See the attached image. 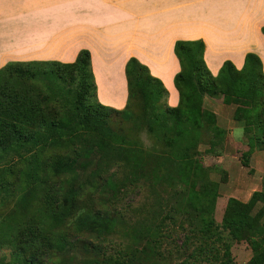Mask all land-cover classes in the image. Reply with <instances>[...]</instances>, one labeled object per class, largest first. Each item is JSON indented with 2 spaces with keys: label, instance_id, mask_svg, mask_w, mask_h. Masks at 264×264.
I'll return each mask as SVG.
<instances>
[{
  "label": "trees",
  "instance_id": "16d2710c",
  "mask_svg": "<svg viewBox=\"0 0 264 264\" xmlns=\"http://www.w3.org/2000/svg\"><path fill=\"white\" fill-rule=\"evenodd\" d=\"M174 52L181 66L174 78L177 107L164 103L166 87L135 58L125 68L129 95L121 111L97 101L88 50L72 64L14 62L0 69V166L3 172L18 166L11 182L0 173V200L17 196L14 217L3 227L11 235L0 239V249L8 251L0 264H167L161 254L164 239L184 226L200 242L195 258L212 254L218 264H235L231 246L245 242L252 252L247 264H264V185L248 202L229 198L216 223L212 211L219 185L210 180L199 151L204 145L205 153L221 156L228 135L216 114L205 109L207 96L236 106L234 120L244 124L247 161L264 151L263 63L248 53L242 69L226 61L214 76L202 40L177 41ZM109 114L121 120L111 122ZM66 139L77 143L71 156L59 153ZM113 167L123 169L122 178ZM139 186L158 197L168 195L169 210L160 204L151 221L126 227L114 211L78 207L91 189L111 203L123 190ZM69 221L76 233H54ZM121 227L130 243L117 258L107 257L103 246Z\"/></svg>",
  "mask_w": 264,
  "mask_h": 264
},
{
  "label": "crops",
  "instance_id": "0c3cea01",
  "mask_svg": "<svg viewBox=\"0 0 264 264\" xmlns=\"http://www.w3.org/2000/svg\"><path fill=\"white\" fill-rule=\"evenodd\" d=\"M263 26L264 0H0V69L72 64L88 50L97 101L121 111L129 95L125 68L135 58L166 87L167 105L177 107V41L202 40L214 76L226 61L242 69L248 53L260 57L264 71Z\"/></svg>",
  "mask_w": 264,
  "mask_h": 264
},
{
  "label": "rangeland",
  "instance_id": "374dc122",
  "mask_svg": "<svg viewBox=\"0 0 264 264\" xmlns=\"http://www.w3.org/2000/svg\"><path fill=\"white\" fill-rule=\"evenodd\" d=\"M95 79V78H94ZM38 83V81H37ZM41 81V85H43ZM40 84V83H38ZM45 95H49L45 93ZM167 104V101L164 102ZM204 107L207 110L214 112L217 116L218 125L228 132L226 145L222 150L221 156H215L213 154L205 153L207 146L201 145L199 151L201 153L200 160L204 166L210 171V180L219 185V197L215 201V205L212 211V217L216 223L220 224L224 213L226 201L229 198H235V195L239 189H242L243 194L237 195L240 201L245 200L248 195H252L255 191H260L264 185V151H255L254 154L246 160L244 154L248 150L246 145V136L244 133V124L238 123L234 120V112L236 106L224 105L221 98H211L209 96L204 99ZM59 108V107H58ZM111 122L114 120H121V116L117 114H109ZM129 123L123 122V129L127 132L130 131L128 127ZM145 144H150V140L147 135L143 133L141 135ZM78 148L77 143L66 139L63 147L59 150V153L65 156H71L73 151ZM51 155V151L46 153L45 157ZM248 163V167L243 165ZM18 166L13 163L10 165V171L3 172V166H0V173L2 179L6 182H11L14 179L12 170H16ZM118 170L117 175L121 177L124 175V171L121 167H113ZM112 168V169H113ZM111 172V171H110ZM114 172V171H113ZM95 189H91L92 195L84 192L78 202L79 209L84 211H114L121 216L125 222V226L129 227L134 223H139L142 220L151 221L152 216L155 214V210L161 204L164 208L169 210L171 200L169 196L164 194L158 197L157 194L151 192L148 186H139L136 188H128L118 194V198L111 203L102 202L98 193H95ZM17 196L6 197L0 200V239L8 241L11 232L7 228L11 223V219L14 217V209ZM34 208L29 211V216L35 214ZM4 222V223H3ZM72 221L64 223L62 227L56 228L54 233H72L74 232V225L70 224ZM167 226L173 227L170 220L166 221ZM123 227L119 232L109 237L107 242L103 246V254L112 257H118L122 252V249L130 243L129 239L123 235ZM76 233V232H74ZM166 233V232H164ZM171 238L164 239L166 241L163 244L161 254L167 260V264H177L184 261L193 262L196 259L197 264H218L217 259L211 254L207 256L202 254L195 258L200 248V242L198 239L192 237V233L189 231V227L184 226L183 229L178 228L175 232H172ZM84 236V234H82ZM88 236L84 237L87 239ZM213 242V241H209ZM218 246L219 243H213ZM231 252L235 264H247L251 258L252 252L247 243H233L231 246ZM8 254L7 249H0V259L6 258Z\"/></svg>",
  "mask_w": 264,
  "mask_h": 264
}]
</instances>
